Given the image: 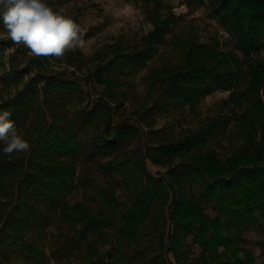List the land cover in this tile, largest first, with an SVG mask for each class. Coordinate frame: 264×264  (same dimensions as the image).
I'll list each match as a JSON object with an SVG mask.
<instances>
[{
	"label": "trees",
	"instance_id": "trees-1",
	"mask_svg": "<svg viewBox=\"0 0 264 264\" xmlns=\"http://www.w3.org/2000/svg\"><path fill=\"white\" fill-rule=\"evenodd\" d=\"M125 1L141 4L152 29L138 46L112 45L91 58L95 66L86 81L101 92L88 103L79 78L51 71L45 58H6L0 42V81L16 85L8 98L0 89V111L11 112L32 145L28 153L0 151V254H13L22 264H66L64 258L76 253L81 264H255L256 256L243 245L246 232L264 233V60L255 57L264 52V0H188L196 10L207 8L243 59L216 39L175 38L181 64L148 72L144 80L154 103L135 115L151 126V110L161 111L164 104L194 110L220 90L230 92L222 103L233 105L231 113L210 117L177 138L153 130L142 158L121 159L141 136L136 125L115 119L131 94L129 79L147 68L176 26L174 14L162 12L161 0ZM67 58L77 67L85 62L80 51ZM91 129L89 140H82L81 132ZM230 138L241 146L228 149L224 142ZM146 161L167 170L153 176ZM80 163L84 168L78 171ZM94 171L119 175L129 191L127 203L118 201L113 182L95 186ZM77 187L84 194L94 190L97 211L68 201ZM56 215L63 222L59 236L67 224L74 237L57 241L50 258L43 232ZM146 227L157 246H144ZM105 245L110 250L102 253ZM257 245L264 260V240ZM192 246L201 249L196 257Z\"/></svg>",
	"mask_w": 264,
	"mask_h": 264
},
{
	"label": "rangeland",
	"instance_id": "rangeland-1",
	"mask_svg": "<svg viewBox=\"0 0 264 264\" xmlns=\"http://www.w3.org/2000/svg\"><path fill=\"white\" fill-rule=\"evenodd\" d=\"M162 12L165 15L174 14L176 17V26L172 32L167 36L166 43L160 48L159 53L150 62L147 68L134 77H131L133 88L130 89L131 94L126 101H124V108L118 111L115 115L117 120H127L130 123L136 125L141 130V136L139 139L133 141L126 153L120 158L131 157L134 154L136 156L143 157L146 147L150 143L151 131L160 130L163 135L177 138L186 133L187 130H195L202 125L208 118L218 114H229L233 105L223 104L224 100L229 98V91H217L211 96L206 97L197 107L192 110L189 107L180 109L173 108L167 104H164V109L161 111L151 110L148 115V121L151 126L145 125L138 116L135 115L136 111H142V109L150 108L154 99L152 94L149 93L147 84L145 83V76L152 69L161 68L164 64H181L182 58L179 48L174 44L175 38L185 39L191 35H195L196 38L202 43H208L211 40H217L225 50H232L240 58L243 59V55L236 51L234 43L231 37L223 30L219 23L214 20L206 7H202L196 10L193 4L188 0H161ZM48 5L52 8L63 6L66 8L67 13L80 24L84 30V39L86 41L84 48L75 50L80 51L85 62L83 66L77 67L67 61V55L74 53L70 51L66 54L63 61H55L58 68H54L50 63L51 71L61 73L64 77L70 79L79 78L82 82V88L84 91L83 98L85 103H88L91 99L97 98L100 95L101 88L94 86V84L86 81L87 75L93 70L95 62L91 60L93 56H97L101 49L110 48L112 45H120L122 49L128 50L132 47L140 45L142 38L145 37L152 29L151 23L146 19L141 4L127 2L125 0H46ZM5 35L4 29H0V42L4 47L6 58L10 54H15L22 60H27L31 57L28 54V50L21 45L16 48L10 41L3 39ZM14 49V50H13ZM255 57L264 60V52L256 54ZM8 66V65H6ZM26 64L24 63L25 67ZM35 73V70L32 71ZM3 75V66L0 64V77ZM244 87V86H243ZM0 89L4 97L8 98L14 95L16 91V85L8 80L0 81ZM75 104L68 105L69 114L74 115ZM238 112H241L243 108L236 107ZM93 133V129L88 132H81V138L84 141H88ZM25 139L31 141L27 137L26 131L20 133ZM225 146L229 149V145L232 144L233 148H239L241 142L233 139H227L224 142ZM147 163V170L153 175L160 177L164 174L167 168L157 166L149 161ZM176 164V162L174 163ZM84 168V164H78V171ZM93 184L95 186L105 187V181L109 180L115 184L116 197L120 203H127L129 198V191L125 184L122 182L121 177L117 174H101L94 171L92 175ZM68 201L73 204L75 202L82 201L87 204L93 212L97 211L98 204L95 201L94 190L91 188L87 194H84L80 188H76L69 196ZM208 214L215 216L216 214L208 211ZM62 217L56 215L55 224L48 227L43 232L44 241L46 244V252L50 258L57 245V241H62L63 237H74L73 232L64 224L63 236H59V228L62 224ZM151 225V224H149ZM170 227L166 228V232ZM147 236L144 241L145 247L157 246V237L151 234L149 227H146ZM60 237V238H59ZM246 243L244 248L250 250L256 256L255 264H264V260L259 257L261 249L258 247L257 242L264 240V233L257 229H252L244 234ZM189 239V243H191ZM101 252L105 253L110 250L109 245L101 247ZM193 256H198L201 249L198 246H192ZM0 260L2 264H22L23 260L17 258L10 253H1ZM168 260L174 263L173 256L168 255ZM66 264H81L82 254L76 253L73 256H66L64 258ZM51 263L55 264L56 261L51 259Z\"/></svg>",
	"mask_w": 264,
	"mask_h": 264
},
{
	"label": "clouds",
	"instance_id": "clouds-1",
	"mask_svg": "<svg viewBox=\"0 0 264 264\" xmlns=\"http://www.w3.org/2000/svg\"><path fill=\"white\" fill-rule=\"evenodd\" d=\"M0 21L5 35L2 37L16 48L23 45L28 54L55 61H63L70 51L85 46L84 30L66 8H52L46 0H0ZM14 50V49H13ZM0 151L6 156L28 153L31 143L20 134L11 112L0 111Z\"/></svg>",
	"mask_w": 264,
	"mask_h": 264
}]
</instances>
